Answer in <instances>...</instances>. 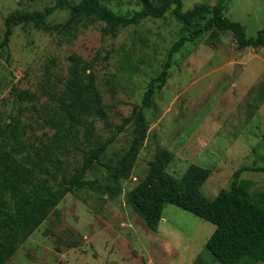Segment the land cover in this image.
<instances>
[{
  "label": "rangeland",
  "instance_id": "obj_1",
  "mask_svg": "<svg viewBox=\"0 0 264 264\" xmlns=\"http://www.w3.org/2000/svg\"><path fill=\"white\" fill-rule=\"evenodd\" d=\"M106 1L118 12L138 8L137 0ZM203 2L215 0H182L183 9ZM54 4L0 0V40L8 14ZM69 15V10L56 8L46 24H63ZM226 16L255 37L264 29V0H229ZM181 28L170 11L163 18L113 29L103 22H78L60 30L15 24L8 46L0 49V112L4 118L12 114L30 122V139H46L53 131L36 124L31 104L16 101L11 90L39 91L46 64L64 74L68 56L77 54L93 64L106 106L105 121L96 120L95 132L105 139L140 105L148 80L161 69ZM173 60L164 86L142 108L145 138L119 190L105 186L114 182L113 173L132 143V122L87 171L85 178L95 182V189L67 193L4 264H219L205 248L215 229L212 223L166 203L152 231L127 194L145 177L159 148L173 153L167 170L176 177L190 164L210 169L201 186L210 199L229 187L240 165H264V44L239 48L231 33L222 32L216 40L205 35L197 44H186ZM80 147L86 149L83 143ZM68 148L62 157L66 175L83 160L80 149ZM241 178L252 180L255 191L264 189V172L245 171Z\"/></svg>",
  "mask_w": 264,
  "mask_h": 264
},
{
  "label": "trees",
  "instance_id": "obj_2",
  "mask_svg": "<svg viewBox=\"0 0 264 264\" xmlns=\"http://www.w3.org/2000/svg\"><path fill=\"white\" fill-rule=\"evenodd\" d=\"M54 1V5L43 10H15L8 14L0 49L8 46L12 28L18 23L60 30L78 22H103L113 29L163 18L170 11L182 28L161 69L148 80L140 105L123 117L105 139L95 132L96 120L105 121L106 106L92 62L71 54L64 74L55 73L51 64H46L39 91L12 88L16 101L31 104L36 115L33 121L53 132L46 134V139H30V122L12 114L6 116L7 120L0 112V264L8 260L67 193L95 189V182L85 178L87 171L99 163L107 147L132 122V143L113 173L114 182L105 186L107 190H119L145 138L147 122L142 108L150 106L155 93L164 86L174 55L182 47L197 44L205 35L216 40L222 32L231 33L239 48L264 44V29L255 37H248L239 21L226 16L229 0L196 3L187 9H183L182 0H137L138 8L125 12L113 10L106 0H79L75 4L69 0ZM56 8L69 10V18L63 24L49 26L46 18ZM82 143L86 149L80 147ZM69 145L82 151L83 160L66 175L62 171V157ZM172 158L169 149H157L148 162L145 177L127 194L128 203L146 227L155 231L164 205L170 203L215 226L205 248L219 264H264V189L255 191L252 180L241 178L245 171L264 172V165H240L234 170L229 187L210 199L201 191L210 169L190 164L183 175L176 177L167 170Z\"/></svg>",
  "mask_w": 264,
  "mask_h": 264
}]
</instances>
